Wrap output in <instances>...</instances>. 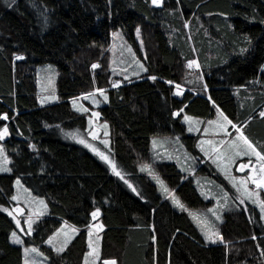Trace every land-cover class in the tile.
I'll return each mask as SVG.
<instances>
[{"label": "trees", "instance_id": "1", "mask_svg": "<svg viewBox=\"0 0 264 264\" xmlns=\"http://www.w3.org/2000/svg\"><path fill=\"white\" fill-rule=\"evenodd\" d=\"M117 28L142 59L140 75L122 79L110 69ZM194 58L200 71L188 80ZM43 62L57 67L56 100L47 104L38 102L36 84ZM94 90L104 93L96 110L111 154L136 191L66 138L87 132L90 115L71 99ZM218 110L264 155V0H0V128L8 130L2 144L10 159V171L0 173V264H22L21 246L9 241L17 176L46 202L22 240L52 264H82L94 222L101 225L96 264H264V218L254 205L226 207L217 223L222 240L209 242L137 169L150 163L186 206H206L192 178L170 160L152 159L150 145L153 136L177 135L196 152L183 115L210 118ZM64 220L77 231L57 252L45 240Z\"/></svg>", "mask_w": 264, "mask_h": 264}, {"label": "rangeland", "instance_id": "2", "mask_svg": "<svg viewBox=\"0 0 264 264\" xmlns=\"http://www.w3.org/2000/svg\"><path fill=\"white\" fill-rule=\"evenodd\" d=\"M135 36L139 48L142 49L137 30L135 31ZM110 37V69L112 73L122 79L140 75L145 67L136 49L125 39L119 28L111 29ZM191 61H195L198 66L194 65L189 68L188 80H193L196 77V70L200 71L197 58ZM56 69L57 67L53 62H43L35 65L38 102L40 104H47L56 100ZM181 89L182 87L176 89V92H180ZM103 100L104 93L98 90H94V92L89 94L78 95L71 99V104L75 109L80 112L89 111L90 115L87 121V132L73 131L70 135H66V138L79 143L84 141L81 144L85 145L104 161L111 174L117 176L113 171L114 165L116 172L120 173L118 177L126 181L129 188L136 191V187L118 167L111 154L106 123L99 119V114L96 110V106ZM94 113L97 115H93ZM220 113L221 111H217L210 118L191 114L183 115V122L187 131L196 137V152L189 149L177 135H157L151 138L150 150L152 159L162 158L174 162L185 175L192 178L197 190L208 202L206 206H186L153 170L150 163H141L137 166L138 171L144 172L154 182L163 198L167 199L173 207L184 209L188 213L204 239L207 232L213 236L215 241L219 240V237L216 236V233H218L217 223L221 220V213L226 207L244 205L249 202L257 208L261 218H264V212L261 210L264 207V187H257V183H264V161H258L255 155H236V152L244 149L243 141L238 139L237 128L240 129V127L236 125V127H233L234 124L231 123L232 128L230 129L228 127L229 123L220 116ZM227 120L229 119L227 118ZM4 128V126L2 129L0 128V131ZM91 129H96L97 132L94 133V136L89 137L87 133ZM3 138H0V150H2L0 151V168L7 170H0V173L10 171V159L2 144ZM234 143L238 147H232ZM101 154L107 159H103ZM253 180L257 183H253ZM241 181L246 183L242 184ZM165 188L167 191H165ZM14 196L16 197L15 200L12 199ZM11 199L13 204H18L26 210L23 214L15 215L16 229H13L9 234V241L21 246L22 264H52L38 247L26 245L20 234L22 233L21 231L25 233L32 232L36 220L45 214L46 202L44 197L34 195L22 183L20 177L17 176L13 181ZM174 200L179 201V204L183 205V207L174 203ZM17 220L20 221L19 225H17ZM29 222L32 224L31 230L28 227ZM100 228L99 222L92 223L88 228V248L84 254L82 264H96L98 262V231ZM76 231L77 226L75 224L64 220L47 236L45 244L54 250L57 248L64 249ZM13 233H16L15 239H18L20 243L14 242ZM50 238L52 243H48ZM26 249L28 250L27 252L25 251ZM33 249L35 251H32ZM90 253L91 255H89Z\"/></svg>", "mask_w": 264, "mask_h": 264}, {"label": "snow or ice", "instance_id": "3", "mask_svg": "<svg viewBox=\"0 0 264 264\" xmlns=\"http://www.w3.org/2000/svg\"><path fill=\"white\" fill-rule=\"evenodd\" d=\"M152 3L155 4V5H158V4L161 3V0H152ZM137 32L139 33V29H137ZM17 59H22V57H19V56H18ZM194 65H196V62H195V61H190L189 64H188V67L191 68V67H193ZM196 66H198V65H196ZM93 67L95 68V67H97V65H93ZM141 67H142V65H141ZM151 79H156V78H155V77H151ZM114 86H115V85H114ZM176 87H177V89L180 88L179 85H176ZM98 91H100L101 93H103V90H98ZM177 94H180V92L178 91ZM218 111H219V110H218ZM93 115H97V114L94 113ZM260 115H261V116H264V112H261ZM220 116H221L225 121H227L229 124L232 123L230 120H227V117L224 116L222 112L220 113ZM4 118H6V117H4ZM233 127H236V126L233 125ZM190 130H191V129H190ZM7 132H8V130H7V128L5 127L2 131H0V138H3V136L7 135ZM237 132L239 133L238 139H240V140L243 141L244 149H243V151H238V152H236V155H248V156L255 155V156L257 157V160H258V161H264V155H261L259 152L256 151L255 147L252 145V143H251L250 141H248V139L243 135V133L240 131L239 128H237ZM81 143H84V141H81ZM232 147L235 148V147H238V146L234 143V144L232 145ZM0 151H2V150H0ZM101 156H102L103 159H107V157H104L103 154H101ZM0 170H5V171H6L7 169H2V168H0ZM241 170H242V169H241ZM113 171L115 172V174H116L117 176L120 175L119 172H116V170H115V166H114V165H113ZM241 183L244 184V183H246V182H245V181H241ZM253 183H257V182H256L255 180H253ZM257 187H264V183H257ZM133 191H135V189H133ZM165 191H167L166 188H165ZM249 195H251V194H249ZM12 199L15 200L16 197L14 196ZM41 203H43V202H41ZM174 203H176V204H177L178 206H180V207H183V205H180V204H179V201H177V200H174ZM241 203H243V201H241ZM261 210H262V212H264V207H262ZM98 215H99V210H97L96 212H93V213H92L93 218H95V217L98 216ZM217 219H219V217H217ZM19 223H20V221L17 220V225H19ZM28 227H29V230H31V227H32L31 222H29ZM12 235H13V238H14V242H16V243H20V241H19L18 239H15V237H16V233H13ZM216 236L219 237V233H216ZM205 239H206V240H209V241H211V242H213V243L216 242V241L213 239V236L210 235V234H208L207 232L205 233ZM219 239L222 240V237H219ZM48 243H52L51 238L49 239ZM90 246H91V245H90ZM25 251L27 252L28 250L26 249ZM32 251H35V249H33ZM56 251H57V252L63 251V248H57ZM89 255H91V253H90ZM97 256H98V253H97ZM104 264H116V261H114V260H106V261H104Z\"/></svg>", "mask_w": 264, "mask_h": 264}, {"label": "built area", "instance_id": "4", "mask_svg": "<svg viewBox=\"0 0 264 264\" xmlns=\"http://www.w3.org/2000/svg\"><path fill=\"white\" fill-rule=\"evenodd\" d=\"M96 132V129H93L91 130L88 135L92 136L94 133ZM14 211L16 213H19V214H23L24 213V210L22 208H19V207H13Z\"/></svg>", "mask_w": 264, "mask_h": 264}, {"label": "crops", "instance_id": "5", "mask_svg": "<svg viewBox=\"0 0 264 264\" xmlns=\"http://www.w3.org/2000/svg\"><path fill=\"white\" fill-rule=\"evenodd\" d=\"M158 5H159V4H158ZM1 129H2V128H1ZM17 206H20V205L17 204ZM20 207L23 208L24 211H26L24 207H22V206H20ZM43 215H44V214H43ZM106 260H114V259H110V258H109V259H103V260H102V264H104V261H106Z\"/></svg>", "mask_w": 264, "mask_h": 264}]
</instances>
